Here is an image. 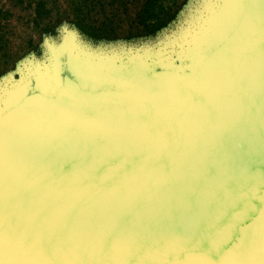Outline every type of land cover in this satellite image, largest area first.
<instances>
[{
    "label": "water",
    "instance_id": "95a60500",
    "mask_svg": "<svg viewBox=\"0 0 264 264\" xmlns=\"http://www.w3.org/2000/svg\"><path fill=\"white\" fill-rule=\"evenodd\" d=\"M234 11L189 66L0 110V264H264V0Z\"/></svg>",
    "mask_w": 264,
    "mask_h": 264
},
{
    "label": "rangeland",
    "instance_id": "374dc122",
    "mask_svg": "<svg viewBox=\"0 0 264 264\" xmlns=\"http://www.w3.org/2000/svg\"><path fill=\"white\" fill-rule=\"evenodd\" d=\"M147 1L0 0V110L33 87L51 91L64 67L89 84H123L159 64L189 66L238 3L153 0L145 21Z\"/></svg>",
    "mask_w": 264,
    "mask_h": 264
},
{
    "label": "trees",
    "instance_id": "16d2710c",
    "mask_svg": "<svg viewBox=\"0 0 264 264\" xmlns=\"http://www.w3.org/2000/svg\"><path fill=\"white\" fill-rule=\"evenodd\" d=\"M155 5H156V4L153 3V0H149V1H147V2L145 3V6H144V8H143L144 10L142 11V16H143V18L145 19V21H148V19H150V17H152L153 13L156 12V9H154ZM76 7H77V6H76ZM77 8H78V7H77ZM82 10H83V9H76L77 12H80V13L82 14V16H84V14L81 12ZM145 15H146L147 17H144ZM75 17H76V20H78V21H81V20H82L80 16L75 15ZM156 17H157V16H156ZM145 21H144V22H145ZM160 22H161V21H160ZM160 22L156 23L155 26H156V25H159ZM145 23H146V22H145ZM81 26H83V28H84V25H81Z\"/></svg>",
    "mask_w": 264,
    "mask_h": 264
}]
</instances>
